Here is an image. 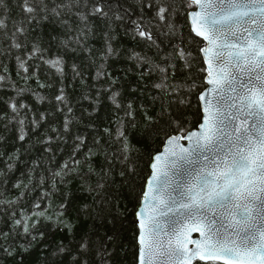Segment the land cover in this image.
Wrapping results in <instances>:
<instances>
[{
  "label": "trees",
  "instance_id": "16d2710c",
  "mask_svg": "<svg viewBox=\"0 0 264 264\" xmlns=\"http://www.w3.org/2000/svg\"><path fill=\"white\" fill-rule=\"evenodd\" d=\"M35 2L39 8V0ZM43 2L51 8L65 0ZM96 2L87 0V7L81 5L59 17L38 10L30 23L20 7L22 0L0 4V18L7 25L3 32L10 34L14 23L26 29L17 36L21 49L0 38V65L7 69L0 68V75L6 77L0 82V111L7 114L0 117V199L17 201L0 205V231H12L13 213L19 218L22 210L45 212L33 229L36 239L14 236L5 242L14 243L15 251L0 252V264H76L72 257L101 264V252L108 253L105 264H137L135 213L151 158L161 151L167 135L178 127L194 130L201 121L197 97L206 87L200 70L202 41L191 33L188 12L192 9L185 0H162L171 8L168 19L174 32L155 19L156 0L152 9L144 6V0H104L111 7L109 18L91 14ZM78 12L87 19L82 21ZM117 12L124 19H115ZM134 20L152 31L155 43L135 34ZM34 45L42 52L29 60ZM109 45L112 53L107 52ZM176 47L193 53L191 68L174 57ZM134 54L151 63L135 59ZM17 56L27 61L28 73L19 69ZM57 58L62 73L45 62ZM173 61L176 70L174 75L170 70L168 82L182 86L175 95L156 89L153 85L160 82V74L149 71L153 65L168 67ZM61 89L66 97L63 104L55 99ZM114 93L119 108L112 102ZM180 98L188 103L180 104ZM12 99L28 106L21 110L26 118L24 141L17 138L18 123L8 122L13 114L5 101ZM145 113L154 118L153 123ZM41 114L46 118L34 127L32 120H39ZM118 128L127 134L128 153L122 152L116 138ZM84 241L89 244L87 255L80 250ZM28 242L31 247L25 252L22 244ZM62 247L65 252H60Z\"/></svg>",
  "mask_w": 264,
  "mask_h": 264
},
{
  "label": "snow or ice",
  "instance_id": "6c2138e0",
  "mask_svg": "<svg viewBox=\"0 0 264 264\" xmlns=\"http://www.w3.org/2000/svg\"><path fill=\"white\" fill-rule=\"evenodd\" d=\"M185 3L192 9L188 12L191 33L202 41L199 53L204 67L200 70L207 87L197 99L203 115L195 130L178 127L173 135L165 137L164 152L167 155L161 153L151 158L153 174L146 181L141 196V205L146 204L149 211L141 207L135 213L139 247L137 264H264V0H185ZM81 5L87 7V0H65L51 8L43 0H39V8L35 0H22L20 7L26 14L25 21L30 23L36 19L38 10L59 17ZM144 6L152 9L153 0H144ZM170 11L162 0H156L155 19L169 32H174L175 26L168 19ZM110 12L111 7L106 6L104 0H97L91 6L92 15L109 18ZM77 14L82 21L87 19L84 13ZM115 19L121 20L124 16L117 12ZM132 23L137 36L156 42L147 26L135 20ZM6 27L5 19L0 18V38L9 39L11 47L21 49L23 45L17 36L26 33L23 24L14 23L10 34L2 31ZM112 51L109 45L107 52ZM41 52L34 45L28 59ZM192 56L193 53L183 47H176L174 52V57H178L187 68L192 66ZM134 58L151 63L139 54H134ZM16 59L19 69L28 73L27 61L19 56ZM45 62L57 72H63L59 58ZM0 68L7 70L3 65ZM170 70L174 75V61L168 67L153 65L149 71L160 74V82L153 85L156 89L175 95L182 86L168 82ZM5 80L6 77L0 75V82ZM117 95L114 93L111 99L119 108L122 105L116 99ZM55 99L60 104L66 102L62 89ZM178 102L186 104L188 100L180 98ZM5 103L13 114L8 122L18 123L17 138L24 141L26 118L21 116V110L28 106L14 99ZM128 108L132 109L131 103ZM6 115L0 111V117ZM127 115L131 116L132 112ZM145 115L150 124L154 122L152 116ZM45 118L41 114L39 120H32L33 126L38 127ZM69 123L66 118L65 130ZM173 123L178 122L173 120ZM116 138L121 142L122 152H130L126 132L118 128ZM77 139L83 143L82 138ZM162 157L164 167L175 170L172 175L160 168ZM123 159L127 160L128 156L124 155ZM60 174L56 172L54 175ZM0 175H3L2 171ZM124 175L121 172V176ZM5 203L13 205L17 201L0 199V205ZM12 215V231H0V252L9 255L15 251V245L5 242L14 236H31L35 240L33 229L39 218L45 217V212L26 213L22 210L19 218H15V213ZM193 232L199 233V237L193 238ZM38 235L43 237V233ZM30 247L31 242L22 244L25 252ZM80 250L87 255V241L80 244ZM60 252L65 249L62 247ZM99 254L101 264H105L103 257L108 253ZM72 259L76 264H88L87 259Z\"/></svg>",
  "mask_w": 264,
  "mask_h": 264
},
{
  "label": "water",
  "instance_id": "95a60500",
  "mask_svg": "<svg viewBox=\"0 0 264 264\" xmlns=\"http://www.w3.org/2000/svg\"><path fill=\"white\" fill-rule=\"evenodd\" d=\"M207 87V86H206ZM200 103V102H199ZM202 113H201V118H202ZM195 130V129H194ZM180 143H185L184 141H180ZM177 151H178V149H177ZM161 153H163L164 155H167V153H165L164 152V145H163V147H162V149H161V151L159 152V153H157L156 155H158V154H161ZM170 159H172V158H170ZM152 163V162H151ZM160 168L163 170V171H168L169 172V175H172L173 174V172L175 171V170H172V169H169V168H165L164 167V165H163V157H162V161H161V163H160ZM153 174V172H152V169H151V167H150V175H149V177H148V179L151 177V175ZM163 178V177H162ZM147 179V180H148ZM141 207H143L144 208V210L145 211H149V209H148V207H147V205L145 204V205H141V201H140V205H139V207H138V209H140ZM137 209V210H138ZM192 236H193V238H198L199 237V233H197V232H193L192 233ZM189 247H193V245H189ZM138 250H139V247H138V245H137V255H138Z\"/></svg>",
  "mask_w": 264,
  "mask_h": 264
}]
</instances>
